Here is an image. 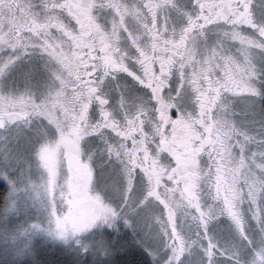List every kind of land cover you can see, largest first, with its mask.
<instances>
[{
  "label": "snow or ice",
  "instance_id": "obj_1",
  "mask_svg": "<svg viewBox=\"0 0 264 264\" xmlns=\"http://www.w3.org/2000/svg\"><path fill=\"white\" fill-rule=\"evenodd\" d=\"M0 264H264V0H0Z\"/></svg>",
  "mask_w": 264,
  "mask_h": 264
}]
</instances>
